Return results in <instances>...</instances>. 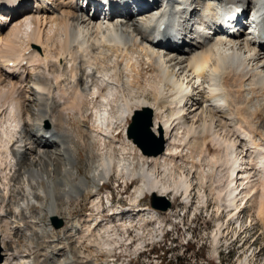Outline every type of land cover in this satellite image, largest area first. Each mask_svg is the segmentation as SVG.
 Here are the masks:
<instances>
[{
	"label": "bare ground",
	"instance_id": "obj_1",
	"mask_svg": "<svg viewBox=\"0 0 264 264\" xmlns=\"http://www.w3.org/2000/svg\"><path fill=\"white\" fill-rule=\"evenodd\" d=\"M231 1L236 10L254 8L264 28V0ZM78 6L77 0H0L1 264H110L112 235L130 239L125 223L144 242L161 231L167 216L176 215L170 209L156 213L138 201L177 197L187 208L194 174L201 190L214 193L218 214L227 212L234 221L251 202L264 230V48L231 32L165 52L156 34L181 20L172 8L159 6L148 18L128 13L100 20L80 14ZM217 9L207 5L208 16L201 15L206 22L216 20ZM141 62L149 68L147 84L139 97H123L120 104L121 83L136 79L125 71L139 76ZM145 109L152 112L154 136L168 142L159 156L144 155L124 133L133 113ZM119 132L124 141L117 140ZM113 176L134 185L131 203L137 205L114 209L120 210L122 235L106 229L95 241L107 222L100 184ZM206 198L199 189L200 207ZM74 200L94 210L71 219ZM53 218L70 221L69 228L54 229ZM148 222L157 226L149 228ZM81 240H88L99 260L76 254ZM246 259L239 264H248Z\"/></svg>",
	"mask_w": 264,
	"mask_h": 264
},
{
	"label": "rangeland",
	"instance_id": "obj_2",
	"mask_svg": "<svg viewBox=\"0 0 264 264\" xmlns=\"http://www.w3.org/2000/svg\"><path fill=\"white\" fill-rule=\"evenodd\" d=\"M1 52H3V49H1ZM121 68L123 67L121 66ZM138 68L139 69L141 68V69L139 70L140 75L137 77H136V74L133 72L134 71L133 69L129 68L125 71L126 72L125 77H127L128 75H131V76L133 75L132 79L134 80V78H136L135 79L136 81L134 80L132 82V85L121 83L120 85L121 88L119 91L121 92V94L119 93L118 95L119 99H117V101L120 104L123 100V97H125L126 99H129V98L133 99V97L135 99L139 97L141 95V91L143 87L147 84L146 79H148V76L146 74V71H148L149 68L146 67V65H144L142 62L140 63ZM149 74L151 73L148 72V75ZM127 78H124V79H127ZM143 97H145L149 102L152 101L150 93H145ZM63 101L65 102L64 99L62 100V102ZM62 102H61V105L63 106L65 103L63 102L64 104H62ZM116 106L118 110L119 104H117ZM89 111H90V108H89ZM74 115H77L76 111L74 112ZM260 116H261L260 118L261 119L263 118L264 120V115H260ZM67 117L71 118V119L69 118L68 121L73 122L74 119L72 118L71 114H68ZM131 117L128 120V124L130 123ZM128 124L124 131L125 134L127 131ZM69 126L74 128V123L70 124ZM155 139L157 141L159 139V136H156ZM117 140L124 141V135L122 132H119L117 134ZM156 141L153 142L155 145L157 144ZM167 143L168 142H165V147ZM135 148L138 149L136 146ZM80 157H81L80 158L81 160L79 161V165L81 168L80 174L82 177L85 173L84 157L82 156V153H80ZM203 167L205 168V170H207L206 165ZM198 176L199 175L197 176L195 174L193 175L195 181H194V190L192 191V195H191L192 199L190 200V203L194 204L193 208L195 209L199 208L200 206L198 205V191L200 189L201 194L203 193V190L206 191V196H207L206 201H207V206H208L207 207L208 213H205V217H204V214H201L199 216L197 215H192L189 217L184 216L182 219L181 217L177 218L178 213H180L181 210L185 208V205L183 204L182 199L174 197L175 200L174 201L171 200L172 202L165 199L171 203V207L169 209L172 211H176V215L173 218H169L167 216V218L164 219V222H162L161 224V231L158 232V234H156V236H154L152 240L148 239L146 241L152 242L154 239H158L159 235L163 233V230L165 231V229H163V224H165V226L169 225L173 229L176 230L179 228V225L181 226V223H182L184 224V227H187L189 229L187 232H190V233L187 234L181 230L180 231L181 235H180L179 240H177L175 244H171V245H167V241L169 240L168 242H171L172 237L171 236L167 237L168 235H165L164 237V239L166 240L165 246L169 248V251L162 249L161 243H152L151 245L147 246L146 253L144 254H148V253L156 254V258H151L147 260L145 255L140 256V258H137L136 253L141 247L142 245L141 242L143 241L141 240L138 241V239L135 238V233L132 232V229H129L130 228L128 226L129 223H125V225L128 228L127 230L128 236H130L129 238L131 240L127 239L126 236H123L122 232H120L122 223L113 222L111 219L113 217L111 216H109L111 221H109V219H106L105 216H108V215H105V211H104L105 208L103 207V204H102V206L100 207V210H103L104 213L102 216L103 218L106 219L107 222L101 225V228L103 230L100 229L99 232L95 234V239L93 240L97 241L99 237H102V236L104 237L103 233L106 229H108L111 232V235L113 234L112 231L116 230L117 231L116 233L121 234L123 237L122 239L123 241H118L116 236L112 235V238H111L112 240L109 241L112 247L110 248L113 250V253L109 257L110 264H239L240 262H243L246 258H247L246 260L248 264H264V230L262 228V224L260 223V221L258 220L256 216V206L252 205V203L250 202L247 204V207H244V211L242 215H240L239 213L237 220L235 219L236 217L234 218V221L228 220L229 218L227 216L228 215L227 212L221 211L220 214H218L217 207H216L217 203L215 201L214 193L210 192L209 191L210 189L208 190V187L206 189L201 190L202 188L199 185L200 181H199ZM195 177H197V179ZM118 182L121 183V184L119 183L120 186L117 185ZM103 188H101L102 189L101 198H103V196L109 198V194H110L113 197L114 202H116L118 198L117 193H121L119 200L124 206H127L128 204L129 206H132V207L137 205V204L132 205L131 203V198L133 196V191H134V185H131L129 182L124 184L122 183V180H117L116 177L113 176L110 178V181L108 182V186L106 187L105 191H103ZM115 193L117 197L114 196ZM150 196L151 195L147 196L145 199H141L138 202V205L141 207L150 206L151 205ZM155 204L161 207L164 205V201H156ZM243 205H244V202H241L240 206H243ZM169 209L163 212L160 209L154 208V211H156V213H167ZM92 210L94 209H92L91 206L87 204V202L85 203H83L82 201L76 202L75 200L71 203L69 207L70 215H72L71 219H73V217L75 216L85 217L87 213ZM193 213H195V211H193ZM60 217H63V215ZM60 220L62 221L63 226L56 230L60 231L66 225L69 228L68 223L70 221H66L64 219H60ZM219 220H221V222H218L220 225L216 223ZM148 223H149L148 225L149 228H153L157 226V222H153V223L148 222ZM134 224L135 222L133 223V225ZM219 227L221 228L220 229L221 236H225V238L228 240L227 243L234 250V253L231 255L224 254L218 259L215 255V250H214L212 243L214 241L213 236L218 232ZM222 229H223L222 231L223 234L221 233ZM172 236L174 237L173 233H172ZM190 236H192L191 241H189ZM115 241H118V243L115 244L114 243ZM80 242L81 243H79L78 245H75L76 254L83 253L84 255H88L90 257L89 260H95V259L99 260L98 254L94 256L91 255L90 252L92 249L89 246L90 243L88 242V240H81ZM119 247H121V249H118ZM95 256L97 257L95 258Z\"/></svg>",
	"mask_w": 264,
	"mask_h": 264
},
{
	"label": "water",
	"instance_id": "obj_3",
	"mask_svg": "<svg viewBox=\"0 0 264 264\" xmlns=\"http://www.w3.org/2000/svg\"><path fill=\"white\" fill-rule=\"evenodd\" d=\"M152 112L149 109L135 112L131 118V123L127 128V138L132 141L137 148L141 150L144 155L159 156L164 152V141L159 138L157 141L151 131ZM156 141L155 145L153 142ZM154 144V145H153ZM151 207L167 211L171 207V203L163 198L151 195ZM156 201H164V205L159 207L155 204ZM55 228H60L62 222L56 218L52 219ZM2 263V256L0 255V264Z\"/></svg>",
	"mask_w": 264,
	"mask_h": 264
}]
</instances>
